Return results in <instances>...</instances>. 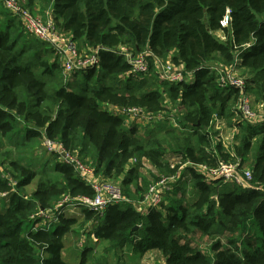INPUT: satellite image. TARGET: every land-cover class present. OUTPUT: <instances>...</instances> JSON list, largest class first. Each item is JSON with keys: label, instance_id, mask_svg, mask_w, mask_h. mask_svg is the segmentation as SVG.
<instances>
[{"label": "trees", "instance_id": "obj_1", "mask_svg": "<svg viewBox=\"0 0 264 264\" xmlns=\"http://www.w3.org/2000/svg\"><path fill=\"white\" fill-rule=\"evenodd\" d=\"M21 4L33 14L49 12L79 53L99 49L100 61L65 77L53 49L0 7V264H70L62 258L65 236L73 225L88 222L89 231L82 234H93L108 250L132 243L139 256L156 251L164 264H264V121L252 125L236 115L238 91L219 86L209 68L231 65L238 54L246 90L264 110V0ZM226 14L229 23L222 27ZM122 45L133 54L149 50L184 66L194 81L159 82L153 71L135 75L117 51ZM101 105L182 111L179 127L156 123L140 130ZM220 120L238 128L233 142L220 138ZM44 137L77 153L96 175L119 182L131 202L158 176L177 172L186 162L247 164L251 187L207 184L185 168L159 207L139 211L119 203L102 214L81 208L83 221L61 214L45 227L35 217L40 209H52L65 195L93 192L55 156H40L34 164L31 156L40 152ZM144 160L155 171L151 177L141 171ZM189 187L191 200L183 194ZM90 253L93 245L83 247L78 264H88Z\"/></svg>", "mask_w": 264, "mask_h": 264}, {"label": "built area", "instance_id": "obj_2", "mask_svg": "<svg viewBox=\"0 0 264 264\" xmlns=\"http://www.w3.org/2000/svg\"><path fill=\"white\" fill-rule=\"evenodd\" d=\"M2 6L15 16L21 23L23 31L36 39L46 43L58 55L62 65V73L69 77L72 72L86 71L95 67L99 63V49L94 48L92 52L86 55L78 52L74 42L66 34L61 33L55 25V21L49 12L40 15L33 14L24 8L21 0H0ZM229 23L228 14L224 15L220 21L222 27ZM249 46L247 44L245 47ZM118 53L129 63L131 72L135 75L148 76L151 73L150 59L152 60L153 73L159 82L172 84L187 83L194 81L193 74L187 71L184 66L176 65L169 60L162 59L153 55L149 50L133 54L132 50L122 45L117 48ZM239 64L238 54L231 65L216 63L209 65L211 71L216 74V80L219 86L229 87L238 91L239 97L235 107V114L244 122L256 125L264 121V110L260 103H252V95L246 90L245 78L237 73ZM113 115L123 117L124 123L131 125L169 123L179 127L178 113L182 110L175 106L170 112L149 113L141 107H109L101 105ZM218 122V121H217ZM41 149L48 156H55L59 162L70 166L75 175L85 184L88 185L93 195L63 196L52 209H40L35 217H39L44 222L45 227H49L52 222L59 219L66 208L78 207L93 210L102 214L103 210L109 205L119 203H131L139 211H145L150 207H159L163 201L166 192L173 188L183 175L185 168H190L204 178L205 183L210 184L217 180L224 183L236 185L242 188L251 187V172L248 168L240 167L239 162L220 161L215 166L207 164L186 162L179 167L177 172L168 175H160L156 180L149 184L147 191L138 201H130L123 194L122 186L119 182H113L107 178L96 175L94 167L83 161L77 153L65 148L58 141L43 138ZM135 159H133V162Z\"/></svg>", "mask_w": 264, "mask_h": 264}, {"label": "rangeland", "instance_id": "obj_3", "mask_svg": "<svg viewBox=\"0 0 264 264\" xmlns=\"http://www.w3.org/2000/svg\"><path fill=\"white\" fill-rule=\"evenodd\" d=\"M220 37H222V36L220 35ZM151 71H153V67H152ZM237 73L242 74L241 69H239V67H237ZM252 103L255 104V102L253 101V97H252ZM136 125L140 130H141V128L146 127L147 125H150V127L152 126L151 124H140V123H137ZM216 128L219 131L221 130L220 138L222 139L223 142H225V143L233 142V136L231 133L232 127H229L225 121H223V123H221V120L218 121L216 123ZM237 130H238V128L235 127V131H237ZM40 156H42V158H44L43 156H47V154L41 149L40 152H36L35 154H33L31 156L32 157L31 159L33 160V162L36 166L38 165L37 160ZM172 159H174V158L173 157L170 158V160H172ZM243 167L248 168L247 164H244ZM181 169H183V166H181ZM141 171L144 175H146V176L149 175L150 177L155 172L152 169V167L149 165V163L146 162L145 160L142 163ZM184 172L185 171L183 170V173ZM109 180H111V179H109ZM35 181L36 180L33 181V184L27 186L26 190L28 191V193L31 192V190L33 189ZM186 189H187V192L183 193V194H184L185 198H187V200H191L192 197H190V187L186 188ZM66 209H68V208H66ZM64 213H65V211L63 212V214ZM79 213H81V212L79 211ZM79 213L75 214L74 216L77 217L80 221V219H82V215H80ZM66 215L68 216V215H73V214H71V212H66ZM82 221H83V219H82ZM90 225H91L90 222L86 223L85 225H82V224L73 225V230L68 232L67 239H65V244H67V245L69 244L70 247L73 246V248L76 247V249H77L76 258H78V259H80L79 251H80V249L81 250L83 249L81 247L87 245L86 243H82V241H84V237L82 238V236L89 231ZM84 232H86V233H84ZM82 233H84V234H82ZM80 237H81V239H80ZM79 239H80V242L77 243ZM103 243H105V242L104 241L98 242V245L95 246L96 249L93 251V253H90L87 255V259H88V261H90V262H88V264H124V263L130 264L131 263L130 262V253H128L125 248H123L122 250H116V251L111 252V250H108V248H106V246ZM120 253L122 254V257L119 259L118 257L120 255ZM64 257L66 259H69V257H70L69 252H67ZM69 263L70 264H76L75 258L73 260H71ZM135 264H136V262H135Z\"/></svg>", "mask_w": 264, "mask_h": 264}, {"label": "crops", "instance_id": "obj_4", "mask_svg": "<svg viewBox=\"0 0 264 264\" xmlns=\"http://www.w3.org/2000/svg\"><path fill=\"white\" fill-rule=\"evenodd\" d=\"M2 6V4H1V1H0V7ZM223 121L224 120H221V123H223ZM230 127V126H229ZM220 132H221V130H220ZM231 133H232V136L235 134V127H232V129H231ZM67 210V211H66ZM65 210V213H64V215L65 216H67L66 215V212H71V214H73V215H75V214H78L79 213V211L81 212V208H78V207H69L68 209H66ZM80 215H82L81 213H79ZM68 216H72V215H68ZM81 234V233H80ZM79 234V235H80ZM78 235V236H79ZM67 236H68V234L65 236V239H67ZM84 237V241H82V243H86L87 245L86 246H82L81 248H83V247H89V246H91L92 244H93V251L96 249V247L95 246H97L98 245V242H101L100 240H98V239H96L94 236H93V234H87V235H83L82 236V238ZM65 239H64V248H63V250H62V258L66 261V262H70L71 260H73L74 258H75V261H76V264H78L79 263V259L78 258H76V252H77V249H76V247L75 248H73V246H71L70 247V245L68 244H65ZM80 239H81V237H80ZM80 239L78 240V242L77 243H79L80 242ZM76 243V244H77ZM104 245H106L105 243H103ZM76 246V245H75ZM125 249H126V251L128 252V253H130V262L132 263V264H135V262H136V264H164V261L161 259V256L156 252V251H152V252H145L143 255H141V256H139V253L136 251L135 252V250H133V245H132V243H130V244H127V245H125V247H124ZM83 250V249H82ZM81 249H80V251H79V253H81V251H82ZM112 251H114V250H112ZM111 251V252H112ZM116 251V250H115ZM67 252H69V254H70V257H69V259H66L64 256H65V254L67 253ZM74 252V253H73ZM122 257V254L120 253V255H119V259ZM134 259V260H133ZM130 263V264H131ZM125 264V263H124ZM126 264H129V263H126Z\"/></svg>", "mask_w": 264, "mask_h": 264}]
</instances>
